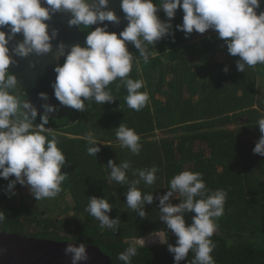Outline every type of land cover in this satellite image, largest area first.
Instances as JSON below:
<instances>
[{
    "label": "trees",
    "instance_id": "obj_1",
    "mask_svg": "<svg viewBox=\"0 0 264 264\" xmlns=\"http://www.w3.org/2000/svg\"><path fill=\"white\" fill-rule=\"evenodd\" d=\"M158 15L172 27L155 44L145 42L149 62L145 64L134 44L130 46L134 57L130 77L143 79L150 97L143 109L128 108L124 101L126 88L117 80L109 86L112 102L85 100L83 111L69 107V112L58 118L49 116L44 126L46 134L50 132L58 139V147L66 156L62 172L67 177L61 193L69 197L71 205L64 211L71 210V214L48 217L45 209L23 198L29 196L19 193L23 188L19 183L7 191L15 176L0 178V212L5 217L0 221V230L96 245L109 255L111 264H124L118 259L119 253L135 243L137 255L131 264H175L168 245H175L177 237L160 219L159 197L169 191L176 174L192 170L203 174L208 189L220 188L228 193L224 215L217 221L212 237L216 264H264V157L253 152L261 136L257 122L264 117V65H246L241 72L237 68L238 56L202 59L194 40L201 33L186 34L177 29L183 23L182 9L171 21L162 10ZM80 27L86 36L95 30L92 26ZM210 34L203 37L209 45L203 50L214 48L210 37L218 33ZM65 58H60V66ZM8 74L11 75L9 69ZM9 91L23 103L26 95L18 82ZM43 115L37 114L34 125L42 123ZM121 124L139 134L142 147L138 155L122 147L116 138L115 131ZM89 133L101 149L95 157L87 154ZM109 160L117 166L130 162V182L139 179L134 174L136 169H159L153 185L142 180L137 185L142 192L153 195V202L143 206V217L138 210L127 207L131 184L109 183ZM92 197L108 199L112 205L109 217L119 220L115 229L101 228L100 222L86 211ZM170 202L180 203L178 194ZM191 216L185 214L187 223H191ZM159 233H164V240H148ZM192 258L190 252L180 264H190Z\"/></svg>",
    "mask_w": 264,
    "mask_h": 264
},
{
    "label": "clouds",
    "instance_id": "obj_2",
    "mask_svg": "<svg viewBox=\"0 0 264 264\" xmlns=\"http://www.w3.org/2000/svg\"><path fill=\"white\" fill-rule=\"evenodd\" d=\"M108 2L98 0V5L93 6L87 0H0V178H16L9 183L7 191L11 192L19 183L31 186L37 200L54 198L61 192V185L67 177L62 172L65 153L58 147V139L50 132L46 134L44 126L48 124L49 116L43 115L42 123L34 125L37 110L28 102L21 103L18 96L9 91L17 85L16 77L8 74L13 62L9 41L22 33L24 41L16 47L17 55L27 56L33 51L47 53L51 49V37L45 21L50 19V12H70V25L91 26L104 21L119 23L113 11L104 10ZM261 6L264 8V0H158L155 3L154 0H122L121 8L129 21L127 27L119 34L98 27L87 35V47L73 46L65 62L55 69L58 73L53 85L55 97L62 105L83 111L85 100L91 102L94 99L97 104L112 102L113 91L109 86L121 80L126 88L124 101L128 108L143 109L149 102V93L143 79L130 77L134 57L126 45L128 42L134 44L143 62H149L145 42L155 44L168 35L172 27L171 23L161 21L159 10L171 21L177 10L182 9L183 23L177 25V29L186 34H202L209 29L217 32L229 54L239 57V71L243 72L246 65H264V10H260ZM60 48V55L64 56V45L61 44ZM136 66L139 69V61ZM119 88L117 84L116 91ZM41 96L47 99L46 94ZM44 107L48 113L55 111L53 106ZM21 108L27 111H21ZM257 123L261 136L253 152L264 157V117ZM115 134L122 147L134 155L139 154L142 146L134 128L121 124ZM86 140L87 154L95 157L101 150L96 138L89 133ZM108 168L109 183L131 184L126 197L127 207L138 210L143 217V206L153 202V195L142 192L137 185L141 180L153 185L159 169L156 166L136 169L134 174L139 179L130 182L127 175L130 162L123 161L117 166L109 160ZM174 194H178L180 203L170 202ZM227 196L224 189H208L199 171L184 170L171 179L169 191L159 197V203L160 219L177 237L175 245H168L175 264H180L190 252L193 253L190 264H216L212 237L218 228L217 221L224 215ZM111 210L108 199L97 197L90 198L86 208L100 222L101 228L115 229L119 220L109 217ZM186 213L192 214L191 223L186 222ZM4 219V213L0 212V221ZM159 235L163 237L164 233ZM139 242L143 244V240ZM65 253L71 254L72 264H80L89 258L83 243L79 246L69 244ZM136 255L137 247L133 243L119 253L118 259L131 264Z\"/></svg>",
    "mask_w": 264,
    "mask_h": 264
},
{
    "label": "water",
    "instance_id": "obj_3",
    "mask_svg": "<svg viewBox=\"0 0 264 264\" xmlns=\"http://www.w3.org/2000/svg\"><path fill=\"white\" fill-rule=\"evenodd\" d=\"M93 6L98 5V0H87ZM122 0H109L105 11H113L118 17L119 23L104 21L91 25L94 29L106 27L109 32L119 34L128 25L126 14L121 8ZM42 6L48 7L46 3ZM264 10V8H263ZM71 13L67 11L50 12V19L45 21L48 24V32L51 37V49L47 53L30 52L27 56H19L15 53L16 47L23 43L24 36L18 33L9 41V48L12 52V63L9 66L11 75H14L17 82L23 88L26 95L23 102L30 103L37 114H47L50 117L58 118L69 112V107L64 106L55 97L54 83L58 73L55 69L60 66L59 60L60 45H64V56L70 53L75 45L87 47L86 35L80 25H70ZM8 32L7 28L3 29ZM55 32V35L53 33ZM46 94L47 99L41 94ZM45 105L53 106L55 111L46 112ZM83 243L86 246L88 260L80 264H111V258L98 246L74 240H55L50 238L28 236L18 232L0 230V264H72L71 254L65 253L69 244L79 246Z\"/></svg>",
    "mask_w": 264,
    "mask_h": 264
},
{
    "label": "rangeland",
    "instance_id": "obj_4",
    "mask_svg": "<svg viewBox=\"0 0 264 264\" xmlns=\"http://www.w3.org/2000/svg\"><path fill=\"white\" fill-rule=\"evenodd\" d=\"M259 11V10H258ZM210 31H206L205 34H200L199 36H197L194 40L195 43L198 45L199 47V51L201 50V54H202V59L205 58H209L212 61L216 60H224L226 57H229V52L227 49V46L224 42V40H222L221 38H219L218 35H214L212 37H210L211 41L214 42V48L209 47L206 50H203V48H205L206 45H208V42H206L205 40L203 41V37H205L206 35H212L210 33H215L214 30L209 29ZM209 32V33H208ZM208 38V37H206ZM209 46V45H208ZM152 55H154L152 53ZM257 67V65L255 66ZM19 193H21L23 196L28 195V197H23L24 199H28L30 203H32V206H37L39 207V209H45L47 216L50 218H56V216L61 215L63 217H67L71 214V210L70 214L66 213L64 211V209H66L69 205H71V202L69 200V197L67 195H65L64 193H59L56 197L54 198H45V199H41L39 201H35L34 197L32 196L33 191L31 189V186L29 185H23V188L21 189V191H19ZM31 200V201H30ZM36 207V208H37ZM63 233V232H62ZM165 237L160 236L159 234H155L153 236H151L148 240L152 241V242H159L164 240ZM147 240V241H148Z\"/></svg>",
    "mask_w": 264,
    "mask_h": 264
},
{
    "label": "built area",
    "instance_id": "obj_5",
    "mask_svg": "<svg viewBox=\"0 0 264 264\" xmlns=\"http://www.w3.org/2000/svg\"><path fill=\"white\" fill-rule=\"evenodd\" d=\"M126 46H127V48H128V51L130 52L131 42H128Z\"/></svg>",
    "mask_w": 264,
    "mask_h": 264
}]
</instances>
